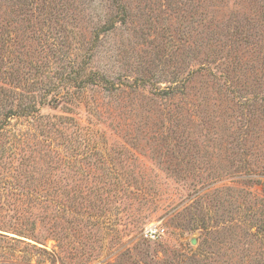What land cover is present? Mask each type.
I'll return each mask as SVG.
<instances>
[{
  "label": "rangeland",
  "instance_id": "obj_1",
  "mask_svg": "<svg viewBox=\"0 0 264 264\" xmlns=\"http://www.w3.org/2000/svg\"><path fill=\"white\" fill-rule=\"evenodd\" d=\"M0 264H264V0H0Z\"/></svg>",
  "mask_w": 264,
  "mask_h": 264
},
{
  "label": "trees",
  "instance_id": "obj_2",
  "mask_svg": "<svg viewBox=\"0 0 264 264\" xmlns=\"http://www.w3.org/2000/svg\"><path fill=\"white\" fill-rule=\"evenodd\" d=\"M70 78H73V77H63V78H60L61 81H68ZM12 84V83H11ZM59 83H56V84H53L51 85V87H55V86H58ZM10 85V84H9ZM10 89V88H9ZM11 90V89H10ZM13 91H11V95L9 96L11 98V100H8L7 99V103H9L8 105V108L7 110L4 112L3 116L4 118H10L11 116H15V89H12ZM171 92H167V94H171ZM34 107H25L23 109H19V113L21 114H24V115H30L33 111L35 112V110H33Z\"/></svg>",
  "mask_w": 264,
  "mask_h": 264
},
{
  "label": "built area",
  "instance_id": "obj_3",
  "mask_svg": "<svg viewBox=\"0 0 264 264\" xmlns=\"http://www.w3.org/2000/svg\"><path fill=\"white\" fill-rule=\"evenodd\" d=\"M163 231L164 229L161 227L160 223H150L143 230V235L146 239H156Z\"/></svg>",
  "mask_w": 264,
  "mask_h": 264
}]
</instances>
